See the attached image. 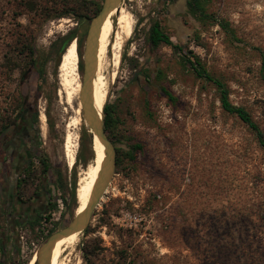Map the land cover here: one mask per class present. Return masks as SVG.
<instances>
[{"label": "rangeland", "instance_id": "374dc122", "mask_svg": "<svg viewBox=\"0 0 264 264\" xmlns=\"http://www.w3.org/2000/svg\"><path fill=\"white\" fill-rule=\"evenodd\" d=\"M21 1L0 0V131L26 97L24 118L31 129L18 137L33 140L32 161L38 173L42 149L52 168L60 170L71 186L74 163L67 157L66 136L73 135L77 156L85 120L77 113V104L69 103L61 91L60 60L47 54L59 36L76 32L83 78L91 19L80 20L71 13L49 17L44 10L52 5L48 0H33L36 9ZM121 6L131 15L133 30L122 41L120 14L113 16L104 58L105 103L118 106L123 146L127 148L132 136L144 150L136 162L125 160L116 168L91 220L94 231L81 232L63 253L61 264H86V247L97 252L91 256L92 264H264V150L239 117L223 110L215 86L197 77L171 46L162 44L152 52L147 45L151 25L159 20L174 42L199 55L209 71L227 82L232 102L247 107L264 128V70L259 52L264 50V0L207 1L209 12L231 22L237 41L213 21L193 15L188 0H123ZM26 38L34 41L37 54L47 57L44 82L38 83V75L29 69L30 57L19 54ZM120 40L121 59L116 65ZM8 55L20 64L14 71L7 66ZM135 64L149 68L151 77L133 68ZM160 85L175 99L170 100ZM33 107L38 110L35 123L30 118ZM9 133L0 138L4 162L8 158L1 145L13 148L7 141ZM86 169L77 167V188ZM11 183L8 179L4 186ZM35 189L30 184L26 196ZM45 190L57 208L36 230L19 226L23 237L14 252L20 264H30L65 209L54 170L46 177ZM3 197L10 198L8 191L0 190ZM6 225L7 205L1 202L0 227Z\"/></svg>", "mask_w": 264, "mask_h": 264}, {"label": "trees", "instance_id": "16d2710c", "mask_svg": "<svg viewBox=\"0 0 264 264\" xmlns=\"http://www.w3.org/2000/svg\"><path fill=\"white\" fill-rule=\"evenodd\" d=\"M35 1L22 0L21 3L30 9H36L38 4ZM103 1L104 0H48V2H51L52 5L46 6L44 10L48 16L50 15L49 17H52L54 15L59 17L71 13L77 15L80 20H82L83 18L92 20V18L101 10ZM207 1L209 0H188V9L196 17L204 20L208 19L218 24L231 39L236 41L239 40L236 30L232 27L229 20L223 17L221 18L219 16H216L213 12L208 11ZM74 38H77V41L80 43V37L74 31L63 36H59V38L52 43L51 49L47 56L55 54L58 57L59 62L66 46ZM20 44L21 48L19 50V54H25L27 57H30L29 69H31L33 73H36L38 75V83L40 80L41 82H44L46 80V69L44 66L47 62V57L45 55L37 54L34 41L32 40L26 38ZM162 44L171 46L179 55V57L189 65V67L197 77L215 86L223 110L227 113L239 117L240 120L244 124H246V126L254 133L260 147L264 150V128L254 118L253 114L247 107L243 105H237L232 102L231 90L227 82L223 78L209 71L199 55L195 54L191 50L186 49L182 44L174 42L171 35L164 29L161 22L159 20H155L151 25L150 31L148 33L147 45L149 50L153 52L157 50ZM259 52L261 55L262 70H264V50L262 48H259ZM79 54L82 56L80 48ZM126 56L127 54H124L123 59H125ZM6 58L8 63L7 66L9 67L10 71H14L16 68L20 67V64H17L18 62H16V58H14L13 55H8L6 56ZM80 66L82 67L81 60L79 61V67ZM133 68H139L140 72H142V74L147 79L151 77L149 68L145 66H139L137 64H135ZM26 72H24L23 77L29 71L27 73ZM158 73V77H161L163 71L159 70ZM160 89L170 100L175 99V96L167 87L160 85ZM26 106L27 100L26 97H24L17 108L14 110L13 118H11L6 124L3 125L0 133L7 130L8 128H12V124L15 125V123H18L21 119H25L24 112ZM32 114L33 117H30L31 122L35 123V121H38V110L36 107H33V109L31 110L30 116H32ZM103 119L105 129L116 146L117 167L123 164L125 160H129L132 163L136 162L138 154L144 150V145L141 142L136 141L134 137L130 136L128 141L126 142L127 148L123 146V144H125V135H123L120 130L122 121L120 118L118 106L115 102L107 101L104 104ZM95 156L96 153L94 149L93 136L89 132V128L86 126V124H84L82 128V136L76 156V161L73 165L74 171L72 181L70 182L71 186H69V182L64 181L62 172L60 170L55 171V169L52 168L50 158L42 149L39 150L38 157L41 164L40 172L38 173L36 165L34 164V162H32L31 166H29V168L24 172L25 177H23L18 182V197L24 200L28 198L26 196L27 187L30 184L36 185L35 190H37L38 188H40L39 185H43L45 183L46 177L49 172L51 170H54L57 188L62 193L61 195L66 206L64 211H62L61 219L58 220L56 222V225L52 226L45 234V240L51 233L66 225L74 217L75 209L78 206L77 167L78 165H82V167L87 168L90 163H93ZM35 194L36 192H34V195ZM30 196L33 197V193L29 195V197ZM56 208L57 203L49 201L46 210L42 214H40L36 219L24 222L22 225H29L33 230H36L38 223L43 219H46L47 221L51 219L52 212ZM45 213H47L46 216H43ZM5 228L0 227V264H20L17 262L15 255L10 256L9 253H7V230ZM92 231H94V229L91 225H89L85 229L84 233L89 234ZM84 252L86 264H92L91 256H94L97 252L94 250H89L87 247L84 248Z\"/></svg>", "mask_w": 264, "mask_h": 264}, {"label": "bare ground", "instance_id": "6f19581e", "mask_svg": "<svg viewBox=\"0 0 264 264\" xmlns=\"http://www.w3.org/2000/svg\"><path fill=\"white\" fill-rule=\"evenodd\" d=\"M118 12L120 14L119 26L122 28V33H123L122 34L123 36L119 34V38L122 40L125 36H129L133 30V21L131 15L123 6L114 9V11H112V13L107 17V19L105 20L102 26L101 35H100V45L98 51L97 73L94 79L93 89H92V101L100 113H102L106 101L107 88H108L105 75L103 74L104 60H105L104 58L108 50L109 39L113 29V16ZM121 40L116 45V55H115L116 65L119 64L121 59V54L119 51L121 47L120 44ZM62 55L63 56H61L59 63V79L61 84V91L63 92V94L67 96L69 103L77 104L76 111L78 114L82 115L83 111H82V102H81L80 94L82 90L83 78L79 71L80 54L78 51L77 41L74 40ZM74 122H76V120ZM95 148H96L95 159L93 163L89 164L84 174L81 175V178L78 183V188H77L78 206L76 208L78 213H81L86 208L89 202L96 180L102 168L104 158L106 156L105 147L98 137L95 138ZM65 150L70 164H73L76 159L77 143L75 142L74 137L71 133H68V135L66 136ZM79 236H80V232L76 231L60 238L54 244L51 255V264H61L60 260L63 253L76 243ZM37 260H38V252H34L30 260V264H35Z\"/></svg>", "mask_w": 264, "mask_h": 264}, {"label": "water", "instance_id": "95a60500", "mask_svg": "<svg viewBox=\"0 0 264 264\" xmlns=\"http://www.w3.org/2000/svg\"><path fill=\"white\" fill-rule=\"evenodd\" d=\"M123 0H104L101 10L92 18L86 35L85 49L83 55V84L81 90V102L83 116L86 126L93 136L94 149L95 138L98 137L105 147L106 156L102 168L96 180L92 195L86 208L78 213L77 209L74 217L63 227L51 233L38 249V260L35 264H51V255L54 244L62 237L73 232H84L90 225L91 220L98 206L100 205L112 178L116 174L117 168V151L112 139L109 137L103 119V110L100 113L92 101V89L94 79L97 73L98 51L100 45V35L102 26L107 17L120 7ZM76 40L72 39L65 48ZM78 43V41H77ZM64 51V52H65ZM79 51V49H78ZM63 56V55H62Z\"/></svg>", "mask_w": 264, "mask_h": 264}, {"label": "flooded vegetation", "instance_id": "af4514ba", "mask_svg": "<svg viewBox=\"0 0 264 264\" xmlns=\"http://www.w3.org/2000/svg\"><path fill=\"white\" fill-rule=\"evenodd\" d=\"M30 124L28 119H21L15 125L12 124V128L0 133V138H3V133L10 130L9 134L11 136L9 135L10 138L7 141L13 143V148L5 144L1 145L4 157L8 159L5 162L0 159V190L8 191L10 197L0 199V204L5 202L7 205V225L5 229L7 230V253L10 256L12 254L16 256L14 250L21 245L19 238L23 236L19 233V226L26 221L36 219L46 210L50 201L46 196L45 183L39 185L40 188L35 190L36 194L33 193V197L30 196L24 200L18 197V182L25 177L24 172L31 166L35 149L33 140L25 141L23 137L18 136L25 132L30 133ZM7 176L9 177L7 178ZM8 179L12 180V183L5 187L4 184Z\"/></svg>", "mask_w": 264, "mask_h": 264}]
</instances>
